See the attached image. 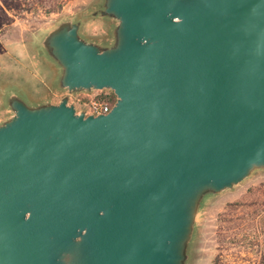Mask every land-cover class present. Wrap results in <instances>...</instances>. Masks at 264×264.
I'll return each instance as SVG.
<instances>
[{"label": "water", "instance_id": "obj_1", "mask_svg": "<svg viewBox=\"0 0 264 264\" xmlns=\"http://www.w3.org/2000/svg\"><path fill=\"white\" fill-rule=\"evenodd\" d=\"M111 44L38 41L59 92L0 123V264H190L203 208L264 171V0H102Z\"/></svg>", "mask_w": 264, "mask_h": 264}, {"label": "rangeland", "instance_id": "obj_2", "mask_svg": "<svg viewBox=\"0 0 264 264\" xmlns=\"http://www.w3.org/2000/svg\"><path fill=\"white\" fill-rule=\"evenodd\" d=\"M101 2L0 0V123L12 116L4 100L11 90L18 91L29 105L53 100L62 93L55 88L59 85V67L41 56L38 46L45 32L60 20H81L84 38L103 45L112 43L117 21L93 16ZM250 243L264 247V171L256 172L234 190L207 200L190 264H213L221 252L235 260L234 254L243 250L240 247ZM256 252H252V261Z\"/></svg>", "mask_w": 264, "mask_h": 264}, {"label": "built area", "instance_id": "obj_3", "mask_svg": "<svg viewBox=\"0 0 264 264\" xmlns=\"http://www.w3.org/2000/svg\"><path fill=\"white\" fill-rule=\"evenodd\" d=\"M114 95L113 92L104 91H94L93 93H78L71 94L68 92L61 93L58 95V99L61 100L63 97H68L69 104L75 105L78 110H86L87 114H107L113 108L116 102L111 100L110 96Z\"/></svg>", "mask_w": 264, "mask_h": 264}, {"label": "trees", "instance_id": "obj_4", "mask_svg": "<svg viewBox=\"0 0 264 264\" xmlns=\"http://www.w3.org/2000/svg\"><path fill=\"white\" fill-rule=\"evenodd\" d=\"M110 98L111 100L115 101V96L113 94L110 96ZM241 248L243 250H240L238 253L234 254L236 255L235 260H231L221 252L215 257L213 264H264V247L261 248L259 244L250 243L249 245L247 244L243 247H240V249ZM253 251H257L255 254L257 261H252L251 256Z\"/></svg>", "mask_w": 264, "mask_h": 264}, {"label": "crops", "instance_id": "obj_5", "mask_svg": "<svg viewBox=\"0 0 264 264\" xmlns=\"http://www.w3.org/2000/svg\"><path fill=\"white\" fill-rule=\"evenodd\" d=\"M54 97H55V98H54L53 100H50V102L53 103V104H57V103H59L60 100L58 99V97H57V96H54Z\"/></svg>", "mask_w": 264, "mask_h": 264}]
</instances>
